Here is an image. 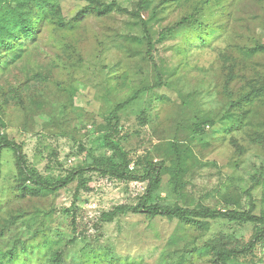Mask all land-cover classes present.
I'll use <instances>...</instances> for the list:
<instances>
[{
	"label": "rangeland",
	"instance_id": "obj_1",
	"mask_svg": "<svg viewBox=\"0 0 264 264\" xmlns=\"http://www.w3.org/2000/svg\"><path fill=\"white\" fill-rule=\"evenodd\" d=\"M36 1V42L0 50L27 49L0 66V264H215L258 235L227 264H264V224L138 212L149 180L103 172L156 164L148 205L264 218V0Z\"/></svg>",
	"mask_w": 264,
	"mask_h": 264
},
{
	"label": "trees",
	"instance_id": "obj_2",
	"mask_svg": "<svg viewBox=\"0 0 264 264\" xmlns=\"http://www.w3.org/2000/svg\"><path fill=\"white\" fill-rule=\"evenodd\" d=\"M8 0H0V50L1 49H9L11 46L14 45V41L18 40L19 44L23 43L25 40L31 39L33 43L36 42L37 36L42 30V27L44 23L46 22L45 18L42 17L41 13H39L38 21L36 22V26L34 25L32 27L33 22L30 21L29 16L32 12H34V9L36 7V0H16L23 2L21 3H15V5H8L6 4ZM15 1V0H14ZM140 3L142 6L146 3L145 0H141ZM42 12V11H41ZM35 32V35H34ZM27 49L18 47L16 49L17 54H14L10 57L9 60H4L6 57V53L3 55H0V66L3 67L9 62L15 61L16 59H19L23 55V52H25ZM254 51V50H253ZM256 51V50H255ZM20 53H22L20 55ZM6 63V64H4ZM246 89H244V92L240 91L239 94L236 97V103L238 100V103L240 101L245 102H252L257 98L258 96L253 97V94L250 91L245 92ZM258 93L264 94V88L255 90ZM230 123V118L228 120ZM229 123V124H230ZM5 146L11 148L16 157V162L18 164V167L20 171L22 172H28L27 165L25 162V159L23 158L22 154V148L20 145H15L13 143H9L7 141H2ZM103 172L121 179H127V180H149L146 194L144 195L142 201L139 205L135 207V210L138 212H145L149 215H160L165 216L170 219H181L188 222H200V220H204L205 222L207 220L212 219H227L231 221H248V222H254V223H261L264 224V218L259 215H254L249 212L244 211H237V210H217V209H209V208H202V209H186L181 207H164V206H158V205H148L147 201L150 197L152 189L157 185V176L159 174V166L156 164H150L145 169V174L142 176H134L127 174L124 171H120L119 168L116 166L106 167L103 169ZM155 174V177L152 175ZM34 183L36 187L43 191L51 190V189H57L59 187L67 185L69 182L75 178V174L71 173L69 176L59 180L55 185H47L42 183L40 180L35 179L32 176ZM259 240V235L256 236L254 239L248 242V244L241 248V249H224L221 251H217L214 254V263L215 264H227V259L230 256H235L240 253H245L247 251H250L253 249L256 241ZM61 255L57 254L54 255V259L52 261L53 264H60V258Z\"/></svg>",
	"mask_w": 264,
	"mask_h": 264
}]
</instances>
